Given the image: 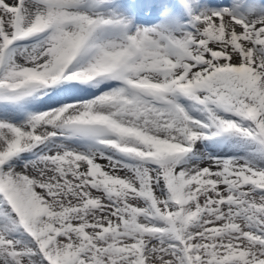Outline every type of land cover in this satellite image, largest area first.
<instances>
[{"label":"snow or ice","instance_id":"6c2138e0","mask_svg":"<svg viewBox=\"0 0 264 264\" xmlns=\"http://www.w3.org/2000/svg\"><path fill=\"white\" fill-rule=\"evenodd\" d=\"M0 264H264V0H0Z\"/></svg>","mask_w":264,"mask_h":264}]
</instances>
